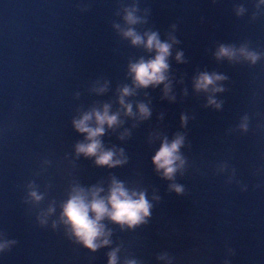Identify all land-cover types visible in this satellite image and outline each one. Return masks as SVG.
Listing matches in <instances>:
<instances>
[{
	"label": "water",
	"instance_id": "obj_1",
	"mask_svg": "<svg viewBox=\"0 0 264 264\" xmlns=\"http://www.w3.org/2000/svg\"><path fill=\"white\" fill-rule=\"evenodd\" d=\"M0 264H264V0H0Z\"/></svg>",
	"mask_w": 264,
	"mask_h": 264
}]
</instances>
